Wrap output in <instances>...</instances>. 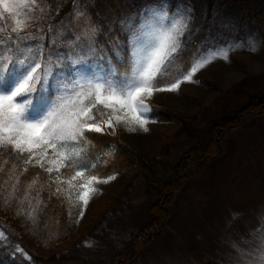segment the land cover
<instances>
[{
    "label": "rangeland",
    "instance_id": "rangeland-1",
    "mask_svg": "<svg viewBox=\"0 0 264 264\" xmlns=\"http://www.w3.org/2000/svg\"><path fill=\"white\" fill-rule=\"evenodd\" d=\"M72 1L71 11L63 18L29 24L25 32L32 33L34 38L19 45L13 43L12 47L16 46L14 54L6 57L20 60L27 57V63L47 64L55 58L50 52L56 50L58 57H63V61L70 64L69 58L76 59L83 49L89 61L86 74L106 71L104 62L100 66L101 57L95 58L88 51V46L75 38L82 36L83 29L90 23L87 14L77 18L76 11L85 13L86 6L96 0ZM123 1L134 3L139 0ZM196 1V4L188 0L185 3L179 1L172 9L187 6L192 10L191 27L204 31L199 53L225 43L241 46L233 48L228 59H215L199 70L193 76L194 82L182 83L176 92H157L146 101L166 104L185 116H193L192 136L178 132L176 123L158 122L151 118L147 124L148 131L137 128L130 132L123 125L117 126L115 132L105 129L151 157L157 156L165 139L176 133L168 154L164 156L173 163L221 115L243 105L250 96L264 93V18L254 20L252 29L242 21L258 0ZM167 2L170 4L169 0ZM2 23V26L11 27L8 14L0 19V26ZM41 28L43 31H39ZM117 41L120 44L117 37L109 39L113 50H116L113 42ZM250 41L255 42V51L249 50ZM95 46L96 49L101 46L97 40ZM77 67L83 69L85 66ZM74 71L71 66V74ZM219 141L221 151L214 159L207 161L201 169L197 166L189 168L171 202L164 232L135 264H237V253L231 247L232 243L241 248L253 246L250 232L257 228L260 217L264 216V115L245 116L235 130L222 134ZM110 176L115 179L96 185L99 191L84 207L82 217L79 213L78 225L82 230L91 226L97 232L106 229V243L100 239L97 244L115 250L122 248L134 225L133 217L147 197L143 176L137 168ZM118 197H121L123 206L117 215L113 219L107 214L101 218ZM94 243L92 239L87 241L90 245Z\"/></svg>",
    "mask_w": 264,
    "mask_h": 264
},
{
    "label": "snow or ice",
    "instance_id": "snow-or-ice-1",
    "mask_svg": "<svg viewBox=\"0 0 264 264\" xmlns=\"http://www.w3.org/2000/svg\"><path fill=\"white\" fill-rule=\"evenodd\" d=\"M35 7V0H0V19L8 14L12 21L10 28L0 26V151L10 148L20 155L27 153L25 164L35 160L34 166L47 173L55 170L54 183L69 185L65 193L67 199L70 203L83 205L82 217L84 207L99 191L96 185L115 179L114 176L88 174V170L94 171L97 165L91 162L86 133L103 134L106 128L115 132L119 125L130 132L137 128L148 131L151 112L148 99L157 92H176L182 83L194 82L193 76L199 70L215 59H228L229 52L241 45H216L183 64L180 53L184 38L191 31L192 10L187 6L173 10L167 0H157L120 19L121 30L127 34V45L126 55L122 57L120 53L124 49L118 41L113 42L119 64L108 59L106 71L86 74L89 61L82 49L76 59L69 58L75 71L66 76L57 71L65 67L63 57H56L55 64L51 60L45 64L4 56V51L9 50L4 47L6 43L19 45L34 38L25 29L35 18ZM75 15L81 18L85 13L77 10ZM98 32L97 26L89 23L83 29L84 34L75 38L87 45L92 55L100 56V66H103V54L95 46ZM249 45V50L255 51V42L250 41ZM12 64L18 65L19 71L6 81ZM177 64L181 66L177 68ZM78 65L85 67L78 68ZM173 69L174 76L171 74ZM53 86L56 98L45 112H35L33 94L38 93V87L40 91H46ZM66 167L76 170L70 179L62 180L60 169ZM78 180L82 182L76 184ZM35 183L34 180L32 184ZM74 188H78L75 202L71 197ZM56 191L64 190L57 187ZM250 235L254 240L251 248H241L235 242L231 245L237 253V264H264V216ZM0 238H5L3 233Z\"/></svg>",
    "mask_w": 264,
    "mask_h": 264
},
{
    "label": "trees",
    "instance_id": "trees-1",
    "mask_svg": "<svg viewBox=\"0 0 264 264\" xmlns=\"http://www.w3.org/2000/svg\"><path fill=\"white\" fill-rule=\"evenodd\" d=\"M179 1L185 3V0H169L171 8ZM190 1L193 4L197 2ZM35 2V18L29 24L61 19L73 6L72 0ZM154 2L157 0H139L134 3L123 0H96L92 5L86 6L85 14L88 21L99 29L96 40L101 46L97 50L102 52L106 66L108 59L119 64L116 50L112 49L109 39L117 37L120 40L119 45L124 49L120 55L122 57L126 55L127 34L121 30L120 19L135 14L145 5ZM194 11L197 13L198 9L195 7ZM263 18L264 0H258L242 21L247 28L252 29L254 20L259 21ZM203 33L201 28L191 27L190 33L186 34L180 53L183 64L191 61L199 53V47L202 46L204 39ZM4 47L9 48V51H4V56L11 55L16 49V46L12 47V44L7 43ZM50 54L55 56L51 59L55 64L59 54L56 50ZM24 61H28L27 57ZM62 63L65 67L57 71L70 76L69 62L65 60ZM180 66L181 64L176 65L177 68ZM119 70L124 71V68ZM17 71L18 65L12 64L10 72L6 74V81H10ZM171 74L175 75V69ZM55 92L53 87L46 91H40L38 87V93L33 94V110L37 113L44 112L55 99ZM148 104L151 106L149 113L151 119L176 123L179 126L178 132L192 136L191 124L195 119L193 116H185L166 104L155 102ZM247 115H264V93L250 96L243 105L221 115L174 163L166 160L164 156L168 154V147L174 142L176 133L167 137L158 155L152 157L129 146L117 134L106 130L103 134L86 133L88 138L86 147L89 149L91 162L97 165L94 171L88 170V174L107 177L137 168L145 183L147 198L134 215V225L122 248L115 250L97 244L100 239L106 243V229L97 232L94 226L85 230L79 227L81 204L68 201L65 194L69 188L67 183L60 185L54 183L57 176L55 170L49 174L43 168L34 166L35 160L31 164H25L27 153L20 155L10 148L0 151V233L5 237L0 238V264H135L149 249L150 244L164 232L171 202L180 190L189 168L197 166L201 169L207 161L214 159L221 151L220 136L235 130ZM25 168L27 171H24ZM75 170L71 167L62 168L59 175L62 180H68L74 175ZM34 180L36 183L32 184ZM81 182L78 180L75 183ZM57 187L64 191L57 193ZM77 191L78 188H74L71 192L74 202L77 201ZM120 198L114 199L101 218L107 214L113 219V216L117 215L123 206ZM90 239L95 241L93 245L87 244ZM50 249L54 250L49 251Z\"/></svg>",
    "mask_w": 264,
    "mask_h": 264
}]
</instances>
